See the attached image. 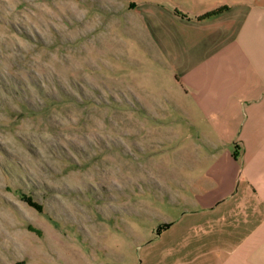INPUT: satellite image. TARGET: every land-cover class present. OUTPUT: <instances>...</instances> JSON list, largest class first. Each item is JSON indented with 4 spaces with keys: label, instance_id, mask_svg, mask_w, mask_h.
I'll return each mask as SVG.
<instances>
[{
    "label": "rangeland",
    "instance_id": "374dc122",
    "mask_svg": "<svg viewBox=\"0 0 264 264\" xmlns=\"http://www.w3.org/2000/svg\"><path fill=\"white\" fill-rule=\"evenodd\" d=\"M89 2L0 0V264L138 263L136 215L168 210L134 150L135 60L107 43L126 32Z\"/></svg>",
    "mask_w": 264,
    "mask_h": 264
},
{
    "label": "crops",
    "instance_id": "0c3cea01",
    "mask_svg": "<svg viewBox=\"0 0 264 264\" xmlns=\"http://www.w3.org/2000/svg\"><path fill=\"white\" fill-rule=\"evenodd\" d=\"M91 1L126 32L107 43L135 60L134 150L168 210L136 215L140 262L77 264H264V0Z\"/></svg>",
    "mask_w": 264,
    "mask_h": 264
},
{
    "label": "trees",
    "instance_id": "16d2710c",
    "mask_svg": "<svg viewBox=\"0 0 264 264\" xmlns=\"http://www.w3.org/2000/svg\"><path fill=\"white\" fill-rule=\"evenodd\" d=\"M221 10H222V8H219V9H217V10H214V11H212V12H209V13L205 14V16H207V15H211V14H213V13H215V12H218V11H221Z\"/></svg>",
    "mask_w": 264,
    "mask_h": 264
}]
</instances>
